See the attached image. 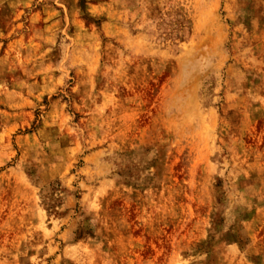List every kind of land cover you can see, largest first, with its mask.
<instances>
[{
    "label": "rangeland",
    "instance_id": "374dc122",
    "mask_svg": "<svg viewBox=\"0 0 264 264\" xmlns=\"http://www.w3.org/2000/svg\"><path fill=\"white\" fill-rule=\"evenodd\" d=\"M0 264H264V0H0Z\"/></svg>",
    "mask_w": 264,
    "mask_h": 264
}]
</instances>
